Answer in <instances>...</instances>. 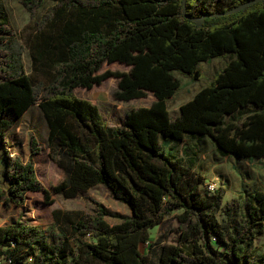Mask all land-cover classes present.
<instances>
[{
    "label": "trees",
    "instance_id": "1",
    "mask_svg": "<svg viewBox=\"0 0 264 264\" xmlns=\"http://www.w3.org/2000/svg\"><path fill=\"white\" fill-rule=\"evenodd\" d=\"M19 1L33 25L25 42L0 0V144L38 104L51 159L63 175L53 192L73 198L103 185L130 214L90 199L96 208L87 218L55 209L45 227L21 220L0 225V264H153L139 244L170 215L177 236L159 244L154 264H264V252L255 250L264 234V190L222 205L220 191H210L169 146L186 134L201 135L223 154L264 158V0L200 25L184 16L181 0H53L57 9L40 20L45 0ZM247 1L186 0L185 13H222ZM226 55L233 58L172 117L167 100L181 86L175 73L198 78L200 62ZM110 63L127 69H103ZM109 78L117 82L114 100L149 102L127 109L116 126L75 94ZM29 145L25 161L4 149L6 200L16 206H26L30 193H43L44 204L53 200L37 176L35 138ZM109 216L119 222L110 224Z\"/></svg>",
    "mask_w": 264,
    "mask_h": 264
},
{
    "label": "rangeland",
    "instance_id": "2",
    "mask_svg": "<svg viewBox=\"0 0 264 264\" xmlns=\"http://www.w3.org/2000/svg\"><path fill=\"white\" fill-rule=\"evenodd\" d=\"M8 15L9 26L16 36L23 42L32 33L33 25L29 13L19 0H3ZM57 2L45 0L43 6L37 11L36 18L40 20L51 9H57ZM54 11V10H53ZM24 68L27 73L31 71V58L28 47L23 54ZM126 70L127 67L119 63L104 64L103 69ZM176 76L180 74L175 73ZM116 79L109 78L90 89L77 88L75 94L94 104L101 117L110 126L123 123L125 111L131 107L147 105L144 99L129 101H116L112 91L116 87ZM168 107L172 110L171 100ZM173 115V112L171 113ZM228 118V117H227ZM48 125L38 104L32 105L14 124L6 131L5 144H0V225L15 220L37 223L43 227L53 221L52 211L60 209L63 213H71L76 219L87 218L94 213L96 205L90 199L104 205L108 210L123 215L130 214L129 208L122 202L114 200L103 185H95L86 191L79 192L73 198H67L61 193H55L52 185L62 178V172L51 159L48 147ZM35 138L39 153L33 155L38 178L51 191V203H43V193H30L26 206H16L6 200L7 182L4 179V151L9 155H19L25 161L30 152V139ZM185 145L190 155H184L187 162L197 167L205 178L206 187L219 190L222 194V205L233 199L242 203L243 197L254 190H264V158L254 160L252 164H244L243 158L233 154H223L211 140H201L194 146V139H187ZM5 149V150H4ZM192 149L195 152H192ZM245 166V167H244ZM110 224L119 222L117 218L107 217ZM67 230L61 223L59 227ZM177 221L174 215L165 217L158 225L148 230V238L139 244V250L149 263L157 262V248L161 243L174 242L177 236L175 231ZM256 253L264 252V234L255 240Z\"/></svg>",
    "mask_w": 264,
    "mask_h": 264
},
{
    "label": "crops",
    "instance_id": "3",
    "mask_svg": "<svg viewBox=\"0 0 264 264\" xmlns=\"http://www.w3.org/2000/svg\"><path fill=\"white\" fill-rule=\"evenodd\" d=\"M233 57L231 55H226L222 57H215L208 59L206 61H202L198 64L197 69L200 73V76L198 78H194L191 75H179L177 78L181 81V86L177 91L174 93V95L167 100V107L168 102L171 100L173 104L172 110L168 107V110L171 113L173 112L172 117H176L179 114L180 106L192 99V97L202 88H204L208 83L215 77V75L220 72L226 64L232 59ZM145 106V105H140ZM136 106V107H140ZM132 108V107H131ZM252 109L248 108L247 110ZM235 118H241V115H239L238 112L234 113ZM187 139H194V147H196L197 142L200 143L201 140H211L207 136H201V135H193V134H186L184 136V139L182 141H176L171 140L169 142V146L171 147L174 156L185 163L186 165H189L192 167V169L202 175V172L195 167L191 162H187V159L184 155H190L188 152V148L185 145V141ZM212 141V140H211ZM192 152H195L194 149H192ZM244 164H252L254 161L243 159ZM245 167V166H244Z\"/></svg>",
    "mask_w": 264,
    "mask_h": 264
},
{
    "label": "water",
    "instance_id": "4",
    "mask_svg": "<svg viewBox=\"0 0 264 264\" xmlns=\"http://www.w3.org/2000/svg\"><path fill=\"white\" fill-rule=\"evenodd\" d=\"M260 0H251V1H247V2H244L242 4H240L239 6L231 9V10H227L225 12H222V13H215V14H205V15H201L199 17H189L186 15L185 13V9H186V0H181V3H182V11H183V14L184 16H186L187 18L195 21L197 23V25H200L202 24V22L204 21V19L206 17H217V16H221V15H228V14H232V13H236V12H239L240 10L252 5L253 3L255 2H258Z\"/></svg>",
    "mask_w": 264,
    "mask_h": 264
},
{
    "label": "built area",
    "instance_id": "5",
    "mask_svg": "<svg viewBox=\"0 0 264 264\" xmlns=\"http://www.w3.org/2000/svg\"><path fill=\"white\" fill-rule=\"evenodd\" d=\"M208 189H209V190H212V187H211V186H209V187H208Z\"/></svg>",
    "mask_w": 264,
    "mask_h": 264
}]
</instances>
